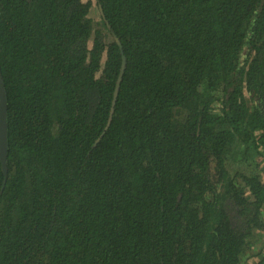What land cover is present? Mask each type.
I'll use <instances>...</instances> for the list:
<instances>
[{
	"label": "trees",
	"instance_id": "1",
	"mask_svg": "<svg viewBox=\"0 0 264 264\" xmlns=\"http://www.w3.org/2000/svg\"><path fill=\"white\" fill-rule=\"evenodd\" d=\"M96 6L0 0V264H264V0Z\"/></svg>",
	"mask_w": 264,
	"mask_h": 264
},
{
	"label": "water",
	"instance_id": "2",
	"mask_svg": "<svg viewBox=\"0 0 264 264\" xmlns=\"http://www.w3.org/2000/svg\"><path fill=\"white\" fill-rule=\"evenodd\" d=\"M115 39H116L117 43L119 45H121L119 40L116 37H115ZM122 54H123V52H122ZM125 69H126V58L123 55L122 70H121L120 76L118 78L116 88L114 91V95H113V101H112L109 123L111 122L112 116H113L114 111H115V105H116L117 97L119 94L122 78H123L124 73H125ZM8 129H9V125H8V99H7V93H6V90L4 87V83H3V80H2L1 75H0V160H1L2 168H3V173L5 175V180L7 179V176H8V174H7Z\"/></svg>",
	"mask_w": 264,
	"mask_h": 264
},
{
	"label": "rangeland",
	"instance_id": "3",
	"mask_svg": "<svg viewBox=\"0 0 264 264\" xmlns=\"http://www.w3.org/2000/svg\"><path fill=\"white\" fill-rule=\"evenodd\" d=\"M85 3L87 2H91L92 4V9H91V13H90V17L95 20L96 22L99 21L100 19V14L99 11L97 9L96 6V0H84ZM258 244H260V241L258 242ZM250 262H253V260H250Z\"/></svg>",
	"mask_w": 264,
	"mask_h": 264
}]
</instances>
